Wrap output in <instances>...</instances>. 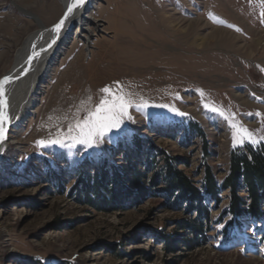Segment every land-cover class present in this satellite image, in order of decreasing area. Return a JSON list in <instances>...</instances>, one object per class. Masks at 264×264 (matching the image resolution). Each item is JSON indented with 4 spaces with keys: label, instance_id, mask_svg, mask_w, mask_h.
Segmentation results:
<instances>
[{
    "label": "rangeland",
    "instance_id": "rangeland-1",
    "mask_svg": "<svg viewBox=\"0 0 264 264\" xmlns=\"http://www.w3.org/2000/svg\"><path fill=\"white\" fill-rule=\"evenodd\" d=\"M63 13L61 0H0V78L38 22L53 27ZM262 13L264 0H94L89 14L99 28L89 26L90 50L83 37L62 48L25 124L9 133L0 163V264H264L262 230L245 223L233 237L218 225L227 193L211 205L201 245L180 228L195 214L158 191L109 212L70 196L77 173L94 170L101 157L124 170L123 155L145 162L162 151L185 162L179 169L202 187L206 167L221 181L235 149L264 143ZM166 15L200 19V38L226 30L238 40L192 45L194 34ZM113 94L128 103L119 123L94 133L91 146L81 142L87 137L77 123Z\"/></svg>",
    "mask_w": 264,
    "mask_h": 264
},
{
    "label": "trees",
    "instance_id": "trees-1",
    "mask_svg": "<svg viewBox=\"0 0 264 264\" xmlns=\"http://www.w3.org/2000/svg\"><path fill=\"white\" fill-rule=\"evenodd\" d=\"M193 130L204 137L201 129ZM139 141H134L137 150L141 149ZM134 154L121 157L124 170L101 157L94 170L77 173L71 198L101 212H109L158 191L190 215L195 214L194 218L183 221L180 228L188 232L189 243L201 245L209 232L211 205L220 206L227 193L229 205L218 223L224 224V234L237 237L238 232L245 229V223L264 234V143L235 149L230 157L229 172L221 181L210 167H206L202 187H197L179 169L181 164H186L180 158L160 151V155H152L144 162ZM160 164L163 167H157ZM226 217L229 221L223 223ZM173 241H166L167 247L170 248Z\"/></svg>",
    "mask_w": 264,
    "mask_h": 264
},
{
    "label": "bare ground",
    "instance_id": "bare-ground-1",
    "mask_svg": "<svg viewBox=\"0 0 264 264\" xmlns=\"http://www.w3.org/2000/svg\"><path fill=\"white\" fill-rule=\"evenodd\" d=\"M61 1L64 7L62 19L66 16L67 8L72 3V0ZM93 3L94 0H85L82 6L76 7L73 13L68 15L59 33L54 31L57 24L47 28L43 26L41 22H38V29L27 36L22 45L20 47L18 46L19 48L14 52L12 65L0 78V82L4 81L5 77L11 78L10 82L4 84L7 107L3 108L0 106V113H3L9 118L4 125L6 133L5 138L0 142V163L6 148L9 146V133L14 127L25 124L26 118L31 113L37 96L40 95L44 88V85H41V81L44 77L51 74L52 65L61 53L62 48L67 45L70 40L72 41L73 38L77 37L80 39L83 37L87 45V50H90L91 46L88 43L89 37L87 36L90 35V37H93L96 34L91 33L89 26L91 24L94 25L95 28H99L97 19L89 14ZM183 19L174 18L173 15H166L163 21L175 23L174 27H176L177 30L182 29L188 34H194V37L191 39L192 45H195L198 40L204 45L209 39H218L224 45L230 46L229 43H235L238 40L237 36L230 34L226 30H214L204 34L200 38L201 35H198V31L203 30L205 24L203 25L200 19L194 21H185ZM74 32L75 35H72ZM53 41L55 42L53 43ZM260 44L261 39L254 41L253 44L246 47L248 48L247 51L252 53L253 48ZM49 45H51V47H49ZM243 48H245V46ZM34 53L36 54L35 56L33 55ZM29 60H31L30 65Z\"/></svg>",
    "mask_w": 264,
    "mask_h": 264
},
{
    "label": "snow or ice",
    "instance_id": "snow-or-ice-1",
    "mask_svg": "<svg viewBox=\"0 0 264 264\" xmlns=\"http://www.w3.org/2000/svg\"><path fill=\"white\" fill-rule=\"evenodd\" d=\"M85 0H72V3L67 8V14L64 18L61 19V21L55 26L54 31L59 33L64 25L65 20L68 18V15H71L73 13V10L78 7L82 6L84 4ZM264 15V13H262ZM239 30V29H237ZM55 41H53L54 43ZM51 47V45H49ZM36 55L35 53L33 54ZM31 64V60H29V65ZM10 77H5L4 81L0 82V106L3 108L7 107V100L5 98V92H4V84L10 82ZM104 93H110V89L103 88L101 89ZM128 107V103L124 100V97L113 94V100L111 102L102 99L100 104L97 106L94 112L89 113V120L84 121L83 123H77L76 128L80 129L81 134L85 135L87 139L82 140L83 143H88L89 146H91V140L94 133H102L105 130H111L113 127H115L119 121L116 119L117 116L122 115L125 113L126 109ZM222 114V113H221ZM9 118L4 115L3 113H0V142H2L5 138V122ZM234 129L236 128V125H231ZM72 129H69V132H71ZM240 131L245 134L246 138L249 142L256 143L259 141L252 140V133L248 132L246 128H243V126H240ZM235 136L236 133H233V138L235 142ZM41 144H44V141L40 142ZM51 143H61L60 140H53ZM241 144L244 143V140L241 139Z\"/></svg>",
    "mask_w": 264,
    "mask_h": 264
},
{
    "label": "water",
    "instance_id": "water-1",
    "mask_svg": "<svg viewBox=\"0 0 264 264\" xmlns=\"http://www.w3.org/2000/svg\"><path fill=\"white\" fill-rule=\"evenodd\" d=\"M58 24V23H57Z\"/></svg>",
    "mask_w": 264,
    "mask_h": 264
}]
</instances>
